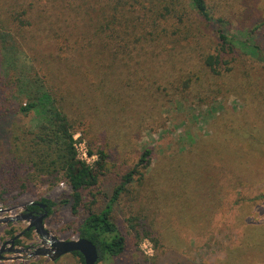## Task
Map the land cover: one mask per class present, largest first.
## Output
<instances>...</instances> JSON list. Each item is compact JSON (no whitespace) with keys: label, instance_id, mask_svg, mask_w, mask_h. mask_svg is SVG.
Listing matches in <instances>:
<instances>
[{"label":"rangeland","instance_id":"obj_1","mask_svg":"<svg viewBox=\"0 0 264 264\" xmlns=\"http://www.w3.org/2000/svg\"><path fill=\"white\" fill-rule=\"evenodd\" d=\"M205 1L229 37L264 53V0ZM117 4L0 0V221L22 218L42 200L68 201L51 209L44 228L75 241L87 211L101 210L150 150L148 167L113 206L125 251L97 264H264V65L226 51L220 75L211 76L203 59L217 54L216 24L194 16L192 35L156 48L112 24L138 17L139 6L114 12ZM18 17L31 26L21 29ZM35 75L73 120L78 158L97 175L77 215L62 174H44L54 155L33 142L40 117L19 112ZM28 224L1 223L0 248ZM17 241L19 250L43 247L35 232ZM1 256L20 259L0 264H81L72 254Z\"/></svg>","mask_w":264,"mask_h":264},{"label":"trees","instance_id":"obj_2","mask_svg":"<svg viewBox=\"0 0 264 264\" xmlns=\"http://www.w3.org/2000/svg\"><path fill=\"white\" fill-rule=\"evenodd\" d=\"M129 4L133 11H136L135 6H139L138 17H124L122 14L120 18L118 15V18L112 19V24L119 27L121 24L127 30L130 29L139 33L135 42L145 40L142 38L145 36L149 37V42L156 48L169 42H177L176 40L182 35V32L189 36L192 35L195 16L203 24H216L219 27L216 32L219 41L217 54L215 56L208 55L203 59L204 67L208 69L207 72L211 76L218 77L220 75L217 69L221 64H226L222 61L221 56L226 51L228 54H233L234 50L240 51L264 65V53L259 47L253 42H249L248 39L240 41L229 37L225 28L227 23L221 18L214 19L205 0H186V4L183 0H132L130 3L125 0H118V4L114 6V12H117L120 6L125 9ZM141 11L146 13L145 16L139 17ZM16 20L22 26L21 29L31 26L29 21L19 20V17ZM188 22H191L190 26H188ZM109 24V22L106 23L103 28ZM25 85L35 87L34 93L27 97L24 106L19 107V112L23 116L35 113L40 117L39 127L33 134V142L36 145L45 146L49 151V158L54 155V158L44 166V174L47 176L62 174V179L71 190L69 203L72 214L77 215L78 210L84 206L85 193L96 186L97 175L85 163L77 159L73 147L75 131L73 120L59 106L58 100L47 87L45 81L35 75L31 80H27ZM150 156L151 151L144 150L138 164L123 177L121 184L115 188L109 201L99 211L89 209L77 230L79 238L88 240L96 247L99 256L98 262L117 259L125 251V238L120 234L113 221V206L120 195L129 189L134 175H139L138 168L140 166L143 169L148 167ZM41 203L47 205V212L50 213L53 207L68 203V201L50 202L42 200ZM31 232L33 231L26 232L24 235L29 237ZM19 243L16 241L15 245H19ZM72 255L79 257L81 264H83V258L80 254L73 253Z\"/></svg>","mask_w":264,"mask_h":264},{"label":"water","instance_id":"obj_3","mask_svg":"<svg viewBox=\"0 0 264 264\" xmlns=\"http://www.w3.org/2000/svg\"><path fill=\"white\" fill-rule=\"evenodd\" d=\"M47 216L45 212L41 215L36 222L29 221L28 218L24 215L22 218L16 217L10 220H1V223L7 222H15V221H26L28 222V226L25 228L23 232L14 236L10 241L4 243L0 248V261H12L17 258H4L2 254H14L20 255L22 253L26 254V258H36V257H43L49 258L50 260L59 259L62 256L78 253L83 258V264H97L99 256L96 247L89 242L88 240L78 238L77 240L73 241H60L56 238H50L49 233L44 228V218ZM31 229L34 230L36 235L42 241L41 248L36 249L33 252H28L29 250H19L15 248V241L21 238L26 232H29ZM9 246V248H7Z\"/></svg>","mask_w":264,"mask_h":264},{"label":"flooded vegetation","instance_id":"obj_4","mask_svg":"<svg viewBox=\"0 0 264 264\" xmlns=\"http://www.w3.org/2000/svg\"><path fill=\"white\" fill-rule=\"evenodd\" d=\"M30 208H35V209H30ZM47 213L48 215V212H47V205L44 204V203H33L31 205H29L27 207V209L25 210V216L28 218L29 221H32V222H36L37 219L43 215L44 213ZM47 217V216H46ZM46 217L44 218V220L46 219ZM43 224H44V221H43ZM25 230V229H24ZM23 230V231H24ZM22 231V232H23ZM30 231H33V229H31ZM17 241V240H16ZM15 241V242H16ZM16 246V245H15Z\"/></svg>","mask_w":264,"mask_h":264},{"label":"built area","instance_id":"obj_5","mask_svg":"<svg viewBox=\"0 0 264 264\" xmlns=\"http://www.w3.org/2000/svg\"><path fill=\"white\" fill-rule=\"evenodd\" d=\"M73 147H74V149H75V151H76V156H77V159L79 160V158H78V155H77V152H79V151H81L82 150V147H81V144H75V140H74V145H73ZM86 153L84 152V153H82V160H86ZM79 161H81V160H79ZM81 162H83V161H81ZM83 163H85V162H83ZM86 164V163H85Z\"/></svg>","mask_w":264,"mask_h":264}]
</instances>
